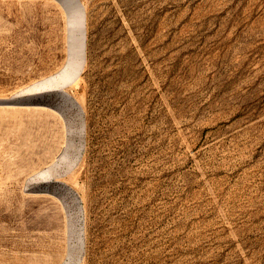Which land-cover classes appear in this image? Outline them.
Instances as JSON below:
<instances>
[{"label": "rangeland", "instance_id": "1", "mask_svg": "<svg viewBox=\"0 0 264 264\" xmlns=\"http://www.w3.org/2000/svg\"><path fill=\"white\" fill-rule=\"evenodd\" d=\"M82 1L57 84L63 4L0 0V264H264V0Z\"/></svg>", "mask_w": 264, "mask_h": 264}, {"label": "bare ground", "instance_id": "2", "mask_svg": "<svg viewBox=\"0 0 264 264\" xmlns=\"http://www.w3.org/2000/svg\"><path fill=\"white\" fill-rule=\"evenodd\" d=\"M63 1H65L69 6L67 22L68 25L71 26V30H69V33L72 38V42L68 50L69 54H71V58L69 59L70 68L67 69L63 74H61L60 77L55 78L52 76L54 79H51V83L55 82L59 84L61 82L70 81L71 83L75 84L81 78L86 62L85 54H86V39H87V12H86V6L82 0H63ZM67 61L68 60H66V62ZM63 67L64 65L62 66V68Z\"/></svg>", "mask_w": 264, "mask_h": 264}, {"label": "water", "instance_id": "3", "mask_svg": "<svg viewBox=\"0 0 264 264\" xmlns=\"http://www.w3.org/2000/svg\"><path fill=\"white\" fill-rule=\"evenodd\" d=\"M60 2L63 4V6H64V8L66 9V11H67V13L69 12V6H68V4L65 2V1H63V0H60ZM69 30H71V26H69ZM71 42H72V38H71V36H70V33H69V47H70V45H71ZM71 58V54H69V59ZM69 59H68V62H67V64H66V69L62 72V74L67 70V69H69L70 68V62H69ZM61 76V75H60ZM59 76V77H60ZM54 79V78H53Z\"/></svg>", "mask_w": 264, "mask_h": 264}]
</instances>
